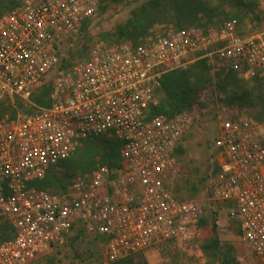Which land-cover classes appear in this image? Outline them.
I'll return each mask as SVG.
<instances>
[{
  "label": "built area",
  "instance_id": "obj_1",
  "mask_svg": "<svg viewBox=\"0 0 264 264\" xmlns=\"http://www.w3.org/2000/svg\"><path fill=\"white\" fill-rule=\"evenodd\" d=\"M97 0H36L0 14V100L30 103L51 80L49 105L0 115V264H27L80 229L104 243L107 263L173 244L200 230L199 204L174 194L176 148L192 123L186 112L152 114L161 77L200 59L246 79L264 74V0L259 31L237 18L206 30L153 31L136 43L92 45L61 67V44L95 16ZM211 141L216 167L206 179L212 202L237 218L242 240L264 264V118L219 117ZM120 141L121 165L96 166L65 193L36 187L48 167L84 139Z\"/></svg>",
  "mask_w": 264,
  "mask_h": 264
},
{
  "label": "rangeland",
  "instance_id": "obj_2",
  "mask_svg": "<svg viewBox=\"0 0 264 264\" xmlns=\"http://www.w3.org/2000/svg\"><path fill=\"white\" fill-rule=\"evenodd\" d=\"M35 1L0 0V13ZM143 1L97 0L95 16L89 23L82 26L76 35L64 39L61 44V61L78 63L86 58L87 50L92 45H113V42L118 40L115 34L116 27L125 23ZM257 1L256 7L250 10H236L227 4L223 5L224 10L220 16L215 17V24L235 17L245 25L248 32L259 31L262 21L257 12ZM178 24L176 22L154 24L151 32L178 27ZM219 69L223 68L217 62H209L205 67H198V72L214 81L212 78ZM240 78L253 83L263 79L264 74L254 77L255 79H246L241 76ZM227 98L224 92H217L213 87L205 86L198 89L191 110L182 111L192 117V123L176 148L177 170L170 186L178 197L195 200L200 206L203 223L196 239L183 245L166 246L161 251L155 252V258L152 257L153 254L131 255L134 264H237L238 261L240 264H261L251 252L250 247L242 240L238 219L227 217L226 208L230 210V204L224 203L223 206L212 202L206 189V179L216 167L211 141L216 134L218 118L247 117L258 113L255 108L238 110L226 102ZM36 106L38 105L33 102L24 103L17 99L10 102L2 99L0 115L28 114ZM106 137L80 142L65 161L48 170L43 177L42 186L53 193L62 194L76 178L89 175L96 166L101 165V160L99 157L92 158L85 155L84 149L94 150L93 156L96 144L100 142H108L114 147L112 137ZM27 264L108 263L104 255L103 241L97 238L92 239L82 230L75 229L62 244L41 252Z\"/></svg>",
  "mask_w": 264,
  "mask_h": 264
},
{
  "label": "trees",
  "instance_id": "obj_3",
  "mask_svg": "<svg viewBox=\"0 0 264 264\" xmlns=\"http://www.w3.org/2000/svg\"><path fill=\"white\" fill-rule=\"evenodd\" d=\"M226 4L236 10H250L252 7H256V0H144L140 4V7L131 13L130 18L125 23L116 27L115 34L118 40L113 43L117 44L120 41L136 43L141 36L152 31L154 24L159 23L169 24L176 22L179 23V26L172 28L188 26L197 30H206L217 25L215 24V17L221 15L224 10L223 5ZM183 22L185 24H181ZM207 63H209L208 60L200 59L185 69H176L164 74L160 79L159 87L155 91L157 104L151 113H163L172 116L182 111H190L193 107L194 97L198 89L210 86L213 87L214 91L224 92L228 97L226 102L238 110H246L249 108L258 110V113L247 117L256 119L264 118V78L250 83L240 78V75L234 72L219 69L212 78L214 81H212L211 78L205 77L198 72V67H205ZM70 64L63 61L60 62L61 67H67ZM50 90L51 80L42 82L32 91L29 101L36 103L38 106H48ZM101 137L105 136H97L94 138L98 139ZM94 138L84 139L81 142H88ZM112 139V143L115 145L114 147L108 142H100L96 144L95 154L93 156L94 150L91 148L84 149L85 155H89L92 158L99 157L101 165H105L108 168L119 167L121 165L119 157L120 141L115 138ZM98 146L99 148H97ZM65 160H61L55 165L48 167L45 174L49 169L59 166ZM91 161L93 162V159ZM43 177L40 180L34 181L33 184L38 188L48 190L42 186ZM202 223L203 220L201 219L200 225ZM9 237L10 228L5 222H0V241ZM109 264H134V262L130 256Z\"/></svg>",
  "mask_w": 264,
  "mask_h": 264
},
{
  "label": "crops",
  "instance_id": "obj_4",
  "mask_svg": "<svg viewBox=\"0 0 264 264\" xmlns=\"http://www.w3.org/2000/svg\"><path fill=\"white\" fill-rule=\"evenodd\" d=\"M155 250H151V251H147V252H145V253H142V255H146V254H153V256L152 257H156L154 254H155ZM141 255V254H140Z\"/></svg>",
  "mask_w": 264,
  "mask_h": 264
}]
</instances>
